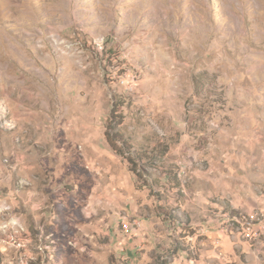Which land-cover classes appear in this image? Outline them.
Wrapping results in <instances>:
<instances>
[{"label": "rangeland", "instance_id": "rangeland-1", "mask_svg": "<svg viewBox=\"0 0 264 264\" xmlns=\"http://www.w3.org/2000/svg\"><path fill=\"white\" fill-rule=\"evenodd\" d=\"M0 100V264H264V0H0Z\"/></svg>", "mask_w": 264, "mask_h": 264}, {"label": "built area", "instance_id": "built-area-1", "mask_svg": "<svg viewBox=\"0 0 264 264\" xmlns=\"http://www.w3.org/2000/svg\"><path fill=\"white\" fill-rule=\"evenodd\" d=\"M16 128V122L9 116V111L7 104L0 100V129L4 131H12ZM222 219H217L216 231L223 236L226 235H237L241 239H245L249 241V239H254L259 233V227L256 226L252 221V217L249 214H245L241 211H223ZM136 227L140 226V222L133 221V223H129L128 221H122V228L124 231H128L131 229L132 225ZM258 226V225H257ZM200 234H204L205 230L200 228L198 231ZM198 235V234H197ZM214 243L219 245L221 241L217 238ZM193 259L189 260V263H193Z\"/></svg>", "mask_w": 264, "mask_h": 264}, {"label": "crops", "instance_id": "crops-1", "mask_svg": "<svg viewBox=\"0 0 264 264\" xmlns=\"http://www.w3.org/2000/svg\"><path fill=\"white\" fill-rule=\"evenodd\" d=\"M251 112H249L248 114H249V142H254V139H253V137H254V125H255V127L257 128V124H255L254 122H255V120H256V118H257V116L259 115V114H255L256 113V110L255 109H253L252 107L249 109ZM9 112H10V110H9ZM256 115V116H255ZM12 118H13V120L16 122V124H17V121H16V119L12 116ZM253 119H255L254 120V122L252 123V121H253ZM257 121V123L259 124V120L257 119L256 120ZM254 124V125H253ZM261 124H264V119L263 120H261ZM3 133H4V131H2ZM262 138L264 139V135H262ZM0 143L3 145L4 144V139H2V138H0ZM246 146H248L249 145V149L250 148H252V149H257V147H259V146H261V149H264V143H244ZM12 147H15V148H17L18 150H20V148H18L19 146H16L15 144H12ZM21 151V150H20ZM21 153H23L22 151H21ZM12 154V153H11ZM18 154V153H17ZM19 165V163H16V164H14V166L12 167V170L14 169V173L16 172V166H18ZM233 203H235L236 201L235 200H233L232 201ZM210 221H207V224L208 225H212V224H214L213 222L215 221V219H209ZM136 228H132L131 227V229L130 230H135ZM129 230V231H130ZM224 237H227V236H224ZM222 238L223 239V241H222V243H223V246H225V248H230V246H231V244L233 243V244H239V246H241L242 248H244V249H247V248H249V242L247 241V240H245V239H241V238H239V237H236L235 238V241H233L231 238H229V237H227V238ZM226 251H227V249H226Z\"/></svg>", "mask_w": 264, "mask_h": 264}, {"label": "trees", "instance_id": "trees-1", "mask_svg": "<svg viewBox=\"0 0 264 264\" xmlns=\"http://www.w3.org/2000/svg\"><path fill=\"white\" fill-rule=\"evenodd\" d=\"M105 134H106V136H107V133L105 132ZM112 137L113 138H115L116 140H119V141H121L122 143V145H123V147H127V149L130 151L131 149H132V146L129 144V143H127L123 138H122V136L118 133V131H114L113 133H112ZM108 138V137H107ZM109 145H110V147L114 150V152L115 151H117V152H119L118 151V149H117V147H116V145L114 146V143H111V142H109ZM131 153L132 154H134L135 156H137V154H139L140 152L139 151H136V150H131ZM163 153H164V151H162L161 153H157V151H156V153L155 152H153V156H155V157H161L162 155H163Z\"/></svg>", "mask_w": 264, "mask_h": 264}]
</instances>
